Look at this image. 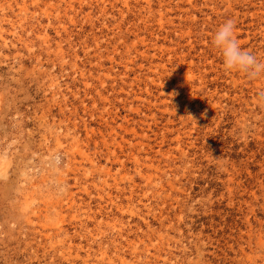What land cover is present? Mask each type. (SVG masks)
<instances>
[{
    "label": "rangeland",
    "instance_id": "374dc122",
    "mask_svg": "<svg viewBox=\"0 0 264 264\" xmlns=\"http://www.w3.org/2000/svg\"><path fill=\"white\" fill-rule=\"evenodd\" d=\"M228 20L264 60V0H0V264H264Z\"/></svg>",
    "mask_w": 264,
    "mask_h": 264
},
{
    "label": "clouds",
    "instance_id": "9594fccd",
    "mask_svg": "<svg viewBox=\"0 0 264 264\" xmlns=\"http://www.w3.org/2000/svg\"><path fill=\"white\" fill-rule=\"evenodd\" d=\"M235 32L234 22L228 20L217 29L212 39L213 46L220 51L224 69L243 73L249 80L259 79L264 76V60L242 48ZM257 96L264 100V96L260 93H257ZM189 116L195 120L191 115ZM202 116H206V113Z\"/></svg>",
    "mask_w": 264,
    "mask_h": 264
}]
</instances>
